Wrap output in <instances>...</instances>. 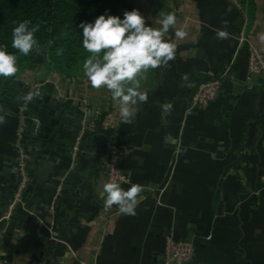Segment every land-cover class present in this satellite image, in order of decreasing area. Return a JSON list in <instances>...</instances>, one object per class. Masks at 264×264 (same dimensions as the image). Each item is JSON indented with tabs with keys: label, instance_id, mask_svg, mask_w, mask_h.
Listing matches in <instances>:
<instances>
[{
	"label": "crops",
	"instance_id": "0c3cea01",
	"mask_svg": "<svg viewBox=\"0 0 264 264\" xmlns=\"http://www.w3.org/2000/svg\"><path fill=\"white\" fill-rule=\"evenodd\" d=\"M167 13H174L177 28L188 34L179 39L170 28L174 59L145 73L140 90L148 99L134 106L128 123L110 91L93 88L82 66L74 76L44 64L19 75L27 86L22 94L43 86L60 106H73L80 123L92 121L91 135L102 138L108 149L115 146L121 158L126 178L121 186L137 184L142 191L135 215L113 205V213L105 216L101 164L109 152L96 160L82 157V197L64 199L72 208L56 205L53 216L49 206L55 192L27 216L36 215L34 227L16 231L10 243L0 232V264H162L170 237L193 244L191 264H264V76L248 73L249 49L264 54V0H253L252 6L237 0H157V15L146 23L158 27ZM220 29H226L227 39L217 38ZM220 77L242 90L223 89L207 109H198L194 95L199 86ZM166 103L171 107L165 109ZM17 130V118L5 116L0 211L18 181ZM38 152L29 145V170L36 163L31 155ZM74 161L61 163L49 180L63 178ZM31 233L48 234L43 257L33 248L10 249Z\"/></svg>",
	"mask_w": 264,
	"mask_h": 264
},
{
	"label": "clouds",
	"instance_id": "9594fccd",
	"mask_svg": "<svg viewBox=\"0 0 264 264\" xmlns=\"http://www.w3.org/2000/svg\"><path fill=\"white\" fill-rule=\"evenodd\" d=\"M146 19L134 9L125 11L123 18L105 13L93 22L80 24L83 48L90 53L83 64L84 74L93 88L104 87L110 91L125 123L131 121L134 106L148 99L140 90L145 73L174 59L176 45L167 39L170 28L179 39L188 34L183 28H177L174 13L163 14L158 27L147 25ZM38 30V24L30 26V21L19 22L12 29V48L20 55H28L37 44L35 33ZM216 36L227 39L228 33L220 29ZM260 39L264 40V36ZM61 52L62 49L57 50V54ZM16 60V53H9L5 46H0V77H11L17 72ZM26 99L31 100V95ZM163 107L168 109L171 105L166 103ZM141 191L142 187L137 184L125 189L119 182L109 180L103 184V205H115L121 213L135 215L137 195Z\"/></svg>",
	"mask_w": 264,
	"mask_h": 264
},
{
	"label": "water",
	"instance_id": "95a60500",
	"mask_svg": "<svg viewBox=\"0 0 264 264\" xmlns=\"http://www.w3.org/2000/svg\"><path fill=\"white\" fill-rule=\"evenodd\" d=\"M146 24L151 25L150 23ZM47 51V47L44 46L35 57L34 62L38 65H43ZM26 88L25 84L15 79L8 85L7 90L3 92L0 98V116L3 117L0 129L4 126L5 116L17 118V114L13 112V106L21 100L24 95L22 92ZM233 88H237L238 92L242 90L240 85L234 84L229 78H225L222 81V89L226 92L231 93ZM43 90V86L34 89L32 99L27 103L24 112L26 118L24 131L25 134L29 135V140L24 138L21 144L25 151H28L29 145H33L38 147L39 152L31 155L36 161L29 170V175L32 179L22 195V203L16 207L10 220L4 218L8 205L3 204L1 207L2 209L5 208L0 211V232H3L2 241L5 243L11 242L16 231L35 226L38 221L36 215L31 220H27V216L33 209L39 208L42 202L47 201L49 196L54 195L55 192L57 194L56 205L71 209V204H64L63 201L72 195L79 199L82 197L81 190L84 182L80 177V172L82 171L81 158L92 157L96 160L101 154L110 151L102 138L93 137L91 132L87 131L83 135L82 143L79 147L80 154L74 161V167L63 178L49 180V176L55 171V168L60 167L61 163L68 164L71 162L72 151L80 134L81 125L79 121L81 116L75 114L73 106H60L54 95L47 94ZM21 95L22 97H20ZM0 159H4V157L0 155ZM89 175L91 178L92 173ZM58 188L59 191H57ZM6 198L8 201L12 200L13 190L8 192ZM17 213L21 215L19 216ZM14 220L21 223L25 222V224L16 223ZM47 238L48 234L40 237L37 233H31L18 247L10 246V249L15 250L18 248L21 251H25L28 248H33L36 255L40 252V256L43 257V252L41 251L47 246V243H45Z\"/></svg>",
	"mask_w": 264,
	"mask_h": 264
},
{
	"label": "trees",
	"instance_id": "16d2710c",
	"mask_svg": "<svg viewBox=\"0 0 264 264\" xmlns=\"http://www.w3.org/2000/svg\"><path fill=\"white\" fill-rule=\"evenodd\" d=\"M237 1L253 5V0ZM134 9L131 0H0V46L17 54V72L11 77H0V98L24 70L40 67L34 60L44 46L48 50L44 65L55 72L74 76L90 55L82 45L80 24L93 22L105 13L123 18L125 11ZM22 21H30V26L39 25L35 33L37 44L26 56L18 54L11 46L12 29ZM58 49H62L60 54H57ZM214 80L222 81L223 78ZM19 102L13 106L14 113Z\"/></svg>",
	"mask_w": 264,
	"mask_h": 264
},
{
	"label": "built area",
	"instance_id": "2783aa9c",
	"mask_svg": "<svg viewBox=\"0 0 264 264\" xmlns=\"http://www.w3.org/2000/svg\"><path fill=\"white\" fill-rule=\"evenodd\" d=\"M248 73L250 76H264V54L256 47H251L248 52ZM222 81L213 80L199 86L194 95V104L198 109H207L212 103L221 97L223 93ZM37 87H30L27 93L23 95L17 106L16 114L18 120V130L16 148L18 157L16 161L15 172L18 181L13 190V198L11 201H9L8 207L4 213V218L7 220L11 219L16 207L22 203V195L31 180L27 163V151H25L21 141L24 139L25 134L24 128L26 118L24 116V112L27 103L30 101L26 99V97L28 95H31L32 97V93ZM80 125V134L76 139L71 155L73 160H76L80 154L79 147L81 146L82 138L85 132H92L95 128V124L90 120H84L80 123ZM109 150V154L104 158L101 164V173L105 178V182L112 180L119 182L122 185L124 182H126V178L121 169V158L117 154L115 146H111ZM57 191H59V188ZM103 198L101 199V212L105 216H108L113 213V206L105 207L103 205ZM56 201L57 194L53 196L52 202L49 206V210L52 212L53 216L55 214ZM50 234L52 236L56 235L53 228H50ZM194 253L195 248L191 242L176 240L172 237L167 238L164 245L162 264H191Z\"/></svg>",
	"mask_w": 264,
	"mask_h": 264
},
{
	"label": "rangeland",
	"instance_id": "374dc122",
	"mask_svg": "<svg viewBox=\"0 0 264 264\" xmlns=\"http://www.w3.org/2000/svg\"><path fill=\"white\" fill-rule=\"evenodd\" d=\"M132 4L136 7L137 10L141 12L146 18H155L157 15V0H131ZM149 9L147 11V9ZM146 19V20H148ZM48 69H51L50 66L46 65ZM39 67H35L37 69Z\"/></svg>",
	"mask_w": 264,
	"mask_h": 264
}]
</instances>
